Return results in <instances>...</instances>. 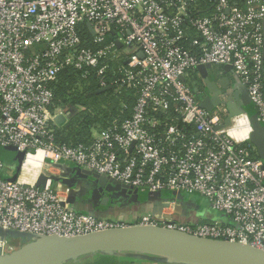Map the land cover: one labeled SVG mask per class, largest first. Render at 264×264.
<instances>
[{
  "label": "built area",
  "instance_id": "2783aa9c",
  "mask_svg": "<svg viewBox=\"0 0 264 264\" xmlns=\"http://www.w3.org/2000/svg\"><path fill=\"white\" fill-rule=\"evenodd\" d=\"M205 64L231 67L264 125V0H0V148L23 152L14 180L0 158V255L18 248L11 231L33 240L124 225L66 202L79 181L52 177H70L73 166L136 191L199 195L225 216L137 224L264 251V162L250 131H229L246 112L225 125L220 104L200 106L191 74ZM66 66L134 97L130 115L93 129L87 144L55 139V117L66 113L50 111L51 83Z\"/></svg>",
  "mask_w": 264,
  "mask_h": 264
},
{
  "label": "water",
  "instance_id": "95a60500",
  "mask_svg": "<svg viewBox=\"0 0 264 264\" xmlns=\"http://www.w3.org/2000/svg\"><path fill=\"white\" fill-rule=\"evenodd\" d=\"M211 69L212 66L209 64L196 67V71L203 78V91L197 97L201 107L211 110L215 105L221 103L224 95L227 98L225 102L228 109L224 124L229 125L232 116L245 112V106L250 104V99L244 85L236 87L233 84L235 89L227 92L228 87H230V80L227 77L219 79L218 83L220 86H217L209 77ZM222 69L229 71L231 67L224 65ZM109 88V86L103 87L98 91H105ZM194 92L196 94V89ZM66 117L67 114L57 115L55 121L58 125H61L66 120ZM248 123L250 126L249 142L253 144L264 162V125L259 120L257 113L248 115ZM4 149L13 152L18 170L23 158V152L17 151L12 146ZM15 176L16 173L9 179L14 180ZM52 178L70 187L77 181L85 182L87 180V182L94 183L97 190L103 194L99 202L102 206L116 204L113 198L124 197L131 199V201H137L139 194L151 197L160 193L136 191L113 179L76 166L72 167L70 177ZM44 181L45 177L40 175L37 185L43 184ZM91 196L94 197V190ZM77 199L76 195H70L66 202L73 206L77 204ZM7 235L13 237L21 236L23 238L22 245L10 254L0 255V264H61L68 259L76 257L79 253L108 251L107 249L115 247L173 249L188 259L198 260V258H201V260H210L216 264H264V251L252 246L221 239L198 237L184 231L158 225L124 224L85 235L73 237L47 235L33 240H30L29 235L17 231L8 232ZM2 236H4V232L0 229V237ZM28 239L30 241L26 242Z\"/></svg>",
  "mask_w": 264,
  "mask_h": 264
},
{
  "label": "trees",
  "instance_id": "16d2710c",
  "mask_svg": "<svg viewBox=\"0 0 264 264\" xmlns=\"http://www.w3.org/2000/svg\"><path fill=\"white\" fill-rule=\"evenodd\" d=\"M262 84L264 92V74ZM51 87L53 100L50 111L59 107L67 113L66 120L55 129V139L59 144L75 145L91 142L93 129H104L112 122L129 116L134 103L132 90L129 88L118 90L112 87L98 91L92 74L83 77L80 71L70 66L64 67L59 72ZM121 103L126 106L122 107ZM245 112L250 115L256 113V109L250 103L245 106ZM3 149L0 148V151ZM252 154L262 159L256 149L252 150ZM94 264H117V262L113 257L101 256Z\"/></svg>",
  "mask_w": 264,
  "mask_h": 264
},
{
  "label": "crops",
  "instance_id": "0c3cea01",
  "mask_svg": "<svg viewBox=\"0 0 264 264\" xmlns=\"http://www.w3.org/2000/svg\"><path fill=\"white\" fill-rule=\"evenodd\" d=\"M212 66V65H211ZM223 66L214 65L212 66V71L209 72V77L213 80L217 86H220L218 83L219 79H223L227 77L230 80V87H228L227 92H231L233 88V84L237 87H241L242 84L239 80L234 76L231 70L224 71ZM215 76V79L213 77ZM191 78L195 84L200 85L203 89V78L200 74L194 70L191 74ZM224 101L227 100L224 95L222 96ZM67 114V113H66ZM6 173V172H5ZM7 175L10 173H6ZM80 190L76 195L78 197L77 204L73 205V208L78 212L92 214L98 218L108 219L116 222L123 223L125 225L137 224L143 217L152 216L157 219L168 220L171 219L178 223H187V224H197L202 222H210L214 220H223L225 216L223 213L216 211L212 208L209 202L199 196V195H190L187 193H178L175 191H162L156 195L151 197H145V195L139 194L137 201H132L135 206L140 205L141 209L138 212H130L123 207H119L118 204H112L111 206H104V210L100 207V200L103 196L92 182L79 181ZM94 197L91 195L93 194ZM203 198V199H202ZM96 207L97 210H94V213L91 210V207ZM126 206V205H124ZM115 208V209H112ZM123 208V209H122ZM99 210V211H98ZM98 211V212H97ZM109 213H108V212ZM110 213L123 214L127 215L124 217H119L115 215H110ZM127 213V214H126ZM205 213V214H204ZM10 238H19L22 244V237H13ZM17 242V243H20ZM18 247H20V245ZM170 251L175 252L173 249H169ZM107 253H98L96 252H84L79 253L75 259L69 263H61V264H94L99 260L101 256H107ZM85 261V262H83ZM148 264H152V260H146ZM83 262V263H81ZM165 263V262H162Z\"/></svg>",
  "mask_w": 264,
  "mask_h": 264
},
{
  "label": "rangeland",
  "instance_id": "374dc122",
  "mask_svg": "<svg viewBox=\"0 0 264 264\" xmlns=\"http://www.w3.org/2000/svg\"><path fill=\"white\" fill-rule=\"evenodd\" d=\"M212 71V69L210 70ZM225 107H227L225 105ZM226 111V108H225ZM228 113V112H227ZM227 113L226 116H227ZM225 116V117H226ZM224 117V119H225ZM0 157L2 158V160L4 161V171L6 173H10V174H14L16 173L17 170V162L15 160V155L13 154V152L10 151H6V150H1L0 151ZM203 199V198H202ZM113 201L116 202V204L119 205V207H123L125 209H127L130 212H138L141 207L140 205H137L134 207L131 199L129 198H124V197H120V198H113ZM126 205V206H124ZM100 207H102V210H104V206H109V205H99ZM122 208V209H123ZM97 208L91 207V210L94 213V210H96ZM115 209V208H112ZM108 212V211H107ZM109 213V212H108ZM127 214V213H126ZM205 214V213H204ZM110 215H115L116 217H124L127 215H123V214H116V213H110ZM10 241L14 242L15 245L18 247L19 244H21L20 239L19 238H9ZM30 241L29 239L26 240V242ZM20 242V243H17ZM22 245V244H21ZM20 245V246H21ZM108 251H98V253H107L108 257H113L116 259L117 264H122V263H126V264H148L146 260L150 259L152 260V264H216L213 261L211 262L210 260H201V258H198V260L195 259H188L186 258L183 254L178 253V251H170L167 248H141V247H115V248H111V249H107ZM75 259H68L66 261H64V263H69L71 261H74ZM85 262V261H83ZM81 262V263H83ZM165 262V263H162ZM63 263V262H62Z\"/></svg>",
  "mask_w": 264,
  "mask_h": 264
},
{
  "label": "bare ground",
  "instance_id": "6f19581e",
  "mask_svg": "<svg viewBox=\"0 0 264 264\" xmlns=\"http://www.w3.org/2000/svg\"><path fill=\"white\" fill-rule=\"evenodd\" d=\"M236 126L235 127H229L230 132H234V129H239L242 131V133H247V131H250L249 124L247 120L244 117L236 118Z\"/></svg>",
  "mask_w": 264,
  "mask_h": 264
},
{
  "label": "flooded vegetation",
  "instance_id": "af4514ba",
  "mask_svg": "<svg viewBox=\"0 0 264 264\" xmlns=\"http://www.w3.org/2000/svg\"><path fill=\"white\" fill-rule=\"evenodd\" d=\"M213 79H215V76L213 77ZM201 91H203V89L201 88L200 90H198L197 92H196V96H200V94H202L201 93ZM220 105L225 109L226 108V112H227V107H225V105H226V102L225 101H223V99H222V101H221V103H220Z\"/></svg>",
  "mask_w": 264,
  "mask_h": 264
}]
</instances>
